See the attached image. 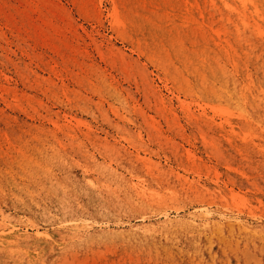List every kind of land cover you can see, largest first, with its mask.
Returning <instances> with one entry per match:
<instances>
[{
  "label": "rangeland",
  "instance_id": "1",
  "mask_svg": "<svg viewBox=\"0 0 264 264\" xmlns=\"http://www.w3.org/2000/svg\"><path fill=\"white\" fill-rule=\"evenodd\" d=\"M263 2L0 0V264H264Z\"/></svg>",
  "mask_w": 264,
  "mask_h": 264
},
{
  "label": "bare ground",
  "instance_id": "2",
  "mask_svg": "<svg viewBox=\"0 0 264 264\" xmlns=\"http://www.w3.org/2000/svg\"><path fill=\"white\" fill-rule=\"evenodd\" d=\"M150 1V0H149ZM142 2V1H141ZM208 2V1H207ZM262 2V1H261ZM264 3V2H263ZM260 5V4H259ZM197 6V5H196ZM209 6V5H208ZM156 7V6H155ZM146 8V7H145ZM264 9V8H263ZM236 10V9H235ZM260 10V9H259ZM161 11V10H160ZM210 12V11H209ZM132 13V12H131ZM212 13V12H211ZM162 15V14H161ZM259 15V14H258ZM263 15V14H262ZM147 16H149V15H147ZM159 18V17H158ZM195 18V17H194ZM210 18V17H209ZM236 18V17H235ZM147 19V18H146ZM211 20V19H210ZM138 22V21H137ZM264 22V21H263ZM213 23V22H212ZM246 23V22H245ZM131 24V23H130ZM263 25V24H262ZM138 26V25H137ZM214 32V31H213ZM221 32V31H220ZM259 33V32H258ZM263 33V32H262ZM264 36V35H263ZM226 37V36H225ZM259 44V43H258ZM263 62V61H262ZM255 64H256V62H255ZM261 64V63H260ZM227 70V69H226ZM232 71V70H231ZM241 72V71H240ZM211 73V72H210ZM230 75V74H229ZM223 79V78H222ZM225 83V82H224ZM227 84H228V82H227ZM225 88H226V86H225ZM228 89V88H227ZM234 89H236V87L234 88ZM232 90V89H231ZM242 90H243V88H242ZM230 92V91H229ZM228 93V92H227ZM234 93V92H233ZM264 94V93H263ZM218 96V95H217ZM241 96L243 97V98H245L246 97V95L242 92L241 93ZM248 96V95H247ZM216 97V96H215ZM243 100V99H242ZM251 100V99H250ZM233 101H235V100H233ZM253 101H255V99L253 100ZM236 102V101H235ZM259 103V102H258ZM238 104V103H237ZM243 104V103H242ZM259 105V104H258ZM224 106V105H223ZM243 106V105H242ZM253 106V105H252ZM261 106V105H260ZM263 106V105H262ZM238 108V107H237ZM258 110V109H257ZM244 112V111H243ZM258 114H259V112H258ZM264 114V113H263ZM260 115V114H259ZM261 116H263V115H261ZM254 125H256V126H262L259 122L258 123H254V122H252ZM253 124H251V125H253ZM256 128V127H255ZM255 133V132H254ZM260 133V132H259ZM263 144V143H262Z\"/></svg>",
  "mask_w": 264,
  "mask_h": 264
}]
</instances>
